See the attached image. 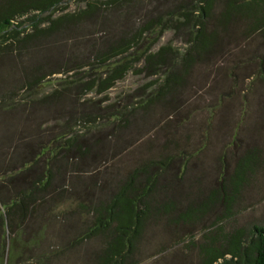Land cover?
I'll use <instances>...</instances> for the list:
<instances>
[{"label": "rangeland", "instance_id": "1", "mask_svg": "<svg viewBox=\"0 0 264 264\" xmlns=\"http://www.w3.org/2000/svg\"><path fill=\"white\" fill-rule=\"evenodd\" d=\"M157 1L158 8L165 5ZM86 2L64 0L52 16L72 12ZM139 13L143 15L141 9ZM134 19L136 14L126 27L133 26ZM28 24L24 21L23 27ZM237 25L221 33L218 40L223 52L192 63L170 103L155 100L147 111L137 108V102L153 94L162 78L140 71V64L100 92L87 91L82 81L69 88L52 82L29 90L27 78L57 68L72 70L49 76L79 71L83 80L96 78L84 66L89 45L108 46L111 37L106 31L96 33L98 27L78 29L63 38L34 33L23 46L0 54V162L9 160L15 147L23 150L26 145L27 149L33 139L51 132L75 134L78 144L86 146L81 157L57 163V182L63 180L66 194L72 190L70 199L59 206L66 210L69 225L61 239L67 234L74 245L67 257L52 258L54 264L95 262L103 236L79 238L90 225V206L106 199L126 172L148 157L173 154L186 161L182 166L175 160L179 168L171 167L167 189L158 191L152 201L151 219L135 254L138 264H202L210 250L228 246L237 231H246L253 223L264 224V76L258 72L264 31L246 33ZM30 31L25 28L24 32ZM39 42H46L47 50L38 48L28 57L30 47ZM166 43L181 53L188 47L179 32L169 29L152 49ZM44 95L49 99L40 100ZM123 107L132 111L128 121L112 118L110 113ZM7 108L10 113L1 112ZM101 118L106 125L93 128L92 121ZM245 156L249 160L243 178L234 187V170ZM45 214L41 211L38 220L30 217L26 231L36 237L37 244L48 247L58 237L51 229L37 231L36 227L47 225ZM9 243L14 246L8 235ZM26 255L30 257L31 251Z\"/></svg>", "mask_w": 264, "mask_h": 264}, {"label": "trees", "instance_id": "2", "mask_svg": "<svg viewBox=\"0 0 264 264\" xmlns=\"http://www.w3.org/2000/svg\"><path fill=\"white\" fill-rule=\"evenodd\" d=\"M63 1L0 0V54L23 46L34 33L63 38L78 29L98 27L96 33L106 31L111 37L108 46L89 45L84 66L89 68L91 76L97 74L96 78L90 76L91 79L83 80L79 71L64 77L49 76L53 72L64 74L72 70L57 68L33 79L27 78L29 90H40L52 82L69 88L82 81L87 91L100 92L140 64V71L147 75L159 74L162 78L153 94L147 93L137 102L136 107L144 111L151 110L155 100L167 99L170 103L194 61L208 60L217 52H223L218 40L222 32L230 31L235 24L239 31L246 33L264 31V0H162L165 5L159 8L157 0H87L84 7L52 16ZM29 13L24 20L16 21ZM135 14L133 26L126 27ZM24 21L29 23L27 27H23ZM41 23H45L42 28ZM25 28L31 31L25 33ZM169 29L185 38L188 47L184 52L177 51L170 43L152 49ZM45 43L30 47L28 57L38 48L47 50L43 47ZM258 63V72L264 76V56L258 58ZM45 99H49V95L40 98ZM43 109L46 112V104ZM1 112L7 114L10 110ZM110 115L127 122L132 111L123 107ZM92 124L93 128H98L106 122L101 118ZM25 146L23 150L15 147L11 158L0 162V264H54L52 258L67 257L74 245L67 234L61 239L69 225L66 210H60L59 206L70 199L72 190L66 194L63 180L57 182V163L81 157L86 146L78 144L75 134L67 135V131L51 132L33 139L27 149ZM183 158L173 154L148 157L126 172L106 199L92 203L90 225L79 238L103 236L104 245L93 264L139 263L135 254L151 219L152 201L158 191L167 189L171 167L179 168L180 163L183 166L186 161L184 158L181 162ZM176 159L179 164L174 165ZM248 160L247 156L239 160L234 170V187L243 178ZM219 184L223 190V183ZM41 211L46 212L43 218L48 222L43 228L36 227L37 231L51 229L58 237L48 247L37 244L36 237L27 235L26 231L28 219L33 215L34 220L42 218ZM8 235L14 246L8 244ZM26 251H31L30 257ZM202 264H264V224L253 223L248 230L237 231L228 246L210 250L209 258Z\"/></svg>", "mask_w": 264, "mask_h": 264}]
</instances>
